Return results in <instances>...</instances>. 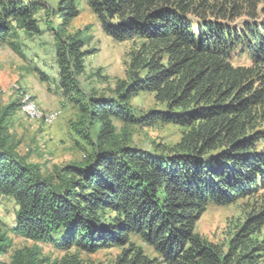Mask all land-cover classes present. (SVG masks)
<instances>
[{"label": "trees", "instance_id": "16d2710c", "mask_svg": "<svg viewBox=\"0 0 264 264\" xmlns=\"http://www.w3.org/2000/svg\"><path fill=\"white\" fill-rule=\"evenodd\" d=\"M86 1L109 37L132 45L111 97L79 86L89 53L67 33L78 0H0V47L15 24L36 35L42 11L59 18L50 28L59 88L86 116L71 126L92 148L45 175L6 130L21 98L0 109V198L18 206L10 229L65 253L51 260L24 246L3 260L13 243L0 219V264H102L81 253L109 247L122 248L115 264H260L264 203L226 244L196 225L209 206L264 192V0ZM141 93L158 109L138 113L131 101ZM161 124L183 128L180 141L133 145L135 130Z\"/></svg>", "mask_w": 264, "mask_h": 264}, {"label": "rangeland", "instance_id": "374dc122", "mask_svg": "<svg viewBox=\"0 0 264 264\" xmlns=\"http://www.w3.org/2000/svg\"><path fill=\"white\" fill-rule=\"evenodd\" d=\"M78 2L80 14L70 22L67 33L82 40V50L89 53L85 71L78 78L79 86L86 95L94 92L98 96L111 97L117 84L128 77V55L132 45L109 37L87 1ZM37 20L40 34L29 35L15 24L12 34L0 47V109L16 97L21 98V103L28 97L39 105L43 114L56 116L55 121L48 124L45 118H30L21 109L6 124L7 133L17 150L27 156L29 163L40 166L42 172L48 175L55 174L67 164L82 162L92 148L71 126L86 120V116L62 95L59 88L55 56L57 40L50 28L59 24L60 20L51 11H42ZM131 103L138 113L158 109L154 95L150 93L139 94ZM183 130L179 126L165 124L140 128L135 130L132 143L147 150L157 144L174 146L180 141ZM263 203L264 192L256 198L239 200L231 205L209 206L197 222L196 231L214 243L226 244L250 209ZM17 209L11 198H0V219L13 243V248L3 260L9 262L13 250L33 245H38L43 255L51 260L62 258L65 255L63 251L48 244L34 243L11 231ZM121 251V247H109L96 253L83 252L81 257L102 264H115ZM260 264H264V255Z\"/></svg>", "mask_w": 264, "mask_h": 264}, {"label": "built area", "instance_id": "2783aa9c", "mask_svg": "<svg viewBox=\"0 0 264 264\" xmlns=\"http://www.w3.org/2000/svg\"><path fill=\"white\" fill-rule=\"evenodd\" d=\"M22 111L30 118L37 119V118H45V122L48 124L53 123L55 121L56 116L54 114L46 115L43 114L42 110L40 109L39 105L32 100H29V98H25L22 101Z\"/></svg>", "mask_w": 264, "mask_h": 264}]
</instances>
